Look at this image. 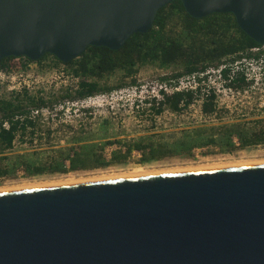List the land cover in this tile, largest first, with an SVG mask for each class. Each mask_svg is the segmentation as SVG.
<instances>
[{"label": "water", "instance_id": "95a60500", "mask_svg": "<svg viewBox=\"0 0 264 264\" xmlns=\"http://www.w3.org/2000/svg\"><path fill=\"white\" fill-rule=\"evenodd\" d=\"M172 1L0 0V61L117 50ZM179 1L264 45V0ZM0 264H264V163L2 190Z\"/></svg>", "mask_w": 264, "mask_h": 264}, {"label": "rangeland", "instance_id": "374dc122", "mask_svg": "<svg viewBox=\"0 0 264 264\" xmlns=\"http://www.w3.org/2000/svg\"><path fill=\"white\" fill-rule=\"evenodd\" d=\"M21 60H12V69L8 71L0 69V101L16 98L22 100L26 93L35 99L41 98L44 104L34 106L23 102L26 105V117L31 115L32 111H37L33 113L36 115L35 126L28 128L23 136H18L13 147L4 153L6 159L2 164L6 173L0 176V189L36 184L46 186L45 184L51 183L81 179L87 181L98 177L134 173L159 174L205 169L221 164L227 166L226 164L242 162L264 163L262 144L238 148L231 152L219 151L215 146L196 147L190 154L167 155L150 162H138L140 153L133 151L122 163L116 162L97 168L67 169V156L83 144H94L97 150L103 146L102 153L110 158L113 150L122 147L121 142L132 139L150 137L167 146H175L179 141L188 142L195 139L194 129L199 127L232 122H244L252 126V123L258 120L264 124V112L244 115L245 109L264 98V91L252 89L244 96H234L225 101L232 109L230 115L220 109L203 120L197 118L198 113L194 108L183 107L176 116L166 114L161 115L159 119H153L150 118L151 111L146 105L133 104L134 99L126 89L135 84H152L163 81V78H173L171 74L182 71V67L171 65L168 68H159L149 64L141 66L133 77L126 78H122V73L118 72L99 81V84H107L112 90L101 91L87 98H76L77 79L72 76L66 65L55 63L53 56L46 55L40 62H28L25 66H22ZM132 79L135 81L131 82ZM118 85L121 86L116 87ZM120 89L124 91L118 93ZM66 92L74 98L64 97ZM24 162L44 167V170L33 173L34 169Z\"/></svg>", "mask_w": 264, "mask_h": 264}, {"label": "trees", "instance_id": "16d2710c", "mask_svg": "<svg viewBox=\"0 0 264 264\" xmlns=\"http://www.w3.org/2000/svg\"><path fill=\"white\" fill-rule=\"evenodd\" d=\"M253 46H259V44L238 27L232 14L212 13L203 18H194L185 12L179 0H175L157 12L148 32L132 34L117 50L104 46H89L79 57L67 63H62L54 57L53 59L55 63L66 65L72 76L77 79L75 97L87 98L101 91L112 90V87H108L107 84L101 85L99 81L118 72L122 73V78H126L133 77L144 65L154 64L159 68L175 65L182 67V71L171 74V77H178L182 74L203 70L212 64L218 65L228 55L238 57L239 52H245ZM248 55L251 56V54ZM255 57L258 56L255 55ZM14 59L17 58L2 59L0 69L3 71L12 69L11 61ZM19 59H22V66L32 62L23 57ZM134 81V79L131 80V82ZM241 83H244L243 80ZM23 96L22 100L15 97L16 99L0 101V118L9 123L0 124V176L6 173L2 164L6 159L4 153L13 147L18 136H23L28 128L35 126L34 122L26 117L27 110L23 102L34 106L44 104L41 98L35 99L26 93ZM64 97L74 98L67 92ZM191 99L190 93L184 97L181 93H175L170 97H165V103L171 110L179 111L181 100L184 101L183 104L186 107ZM159 111L160 109L157 110ZM203 112L211 114L213 104L205 102ZM252 124L248 126L244 122H232L219 126L195 128V139L188 142L179 141L175 146H167L150 137L132 139L121 142L122 147L113 150L110 158L102 153L103 146L97 150L94 144H83L67 156L66 160L69 164L67 169L97 168L111 163H122L130 157L133 151L140 153L138 162H150L167 155L190 154L196 147L215 146L219 151L231 152L238 148L264 144V124L259 120ZM206 131L208 135H204ZM24 164L32 167L33 173H40L44 170L41 166H34L27 162Z\"/></svg>", "mask_w": 264, "mask_h": 264}, {"label": "built area", "instance_id": "2783aa9c", "mask_svg": "<svg viewBox=\"0 0 264 264\" xmlns=\"http://www.w3.org/2000/svg\"><path fill=\"white\" fill-rule=\"evenodd\" d=\"M248 54H251L249 56ZM257 55L258 57H255ZM235 55H228L223 58L218 65H209L203 70L183 74L178 77L166 78L161 82L152 84L133 85L126 90L132 96L133 104H144L151 111L150 118L159 119L162 115L176 116L178 111H173L166 106L165 97H170L175 93L191 94V102L186 107H192L198 113L197 118L206 120L217 110L223 109L228 115L232 109L226 105L225 101L234 96L246 95L252 89H263L264 91V45L253 46L245 52ZM226 71V72H224ZM243 80L244 83H241ZM211 83V84H210ZM262 86L263 88H260ZM124 90H118L122 93ZM181 100V108L185 107ZM211 102L213 112L206 114L203 112V104ZM195 103L197 109H195ZM223 105V106H222ZM160 109L159 112L157 110ZM244 111L245 114L251 112H264V98L260 102H255ZM28 116L33 122L36 115ZM0 124H9L6 120H1Z\"/></svg>", "mask_w": 264, "mask_h": 264}, {"label": "bare ground", "instance_id": "6f19581e", "mask_svg": "<svg viewBox=\"0 0 264 264\" xmlns=\"http://www.w3.org/2000/svg\"><path fill=\"white\" fill-rule=\"evenodd\" d=\"M254 163H256L257 164V162H251V163H235V164H226L227 166H237V165H241V164H254ZM225 165V164H224ZM224 165L223 164H221V165H217L218 167H221V166H223L224 167ZM208 167V166H207ZM226 167V166H225ZM204 168V167H203ZM182 171H186V170H182ZM173 172H177V171H173ZM179 172V171H178ZM139 175H150L149 173L147 174H143V173H134V174H129V175H122V176H114V177H98V178H93V179H88L87 181H94V180H106V179H112V178H121V177H129V176H139ZM67 182H85V180L84 179H81V180H75V181H67ZM67 182H63V183H51L52 185L53 184H67ZM51 184H45V185H51ZM40 185H42V184H36V185H30V186H20V187H17V188H23V187H32V186H40ZM44 185V184H43ZM16 187L15 188H13V189H17ZM2 190H11V188L10 189H0V191H2Z\"/></svg>", "mask_w": 264, "mask_h": 264}]
</instances>
